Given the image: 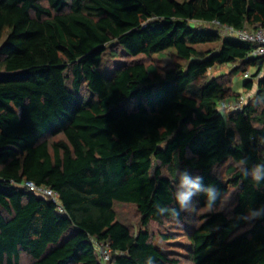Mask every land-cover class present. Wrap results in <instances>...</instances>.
<instances>
[{
  "label": "trees",
  "instance_id": "1",
  "mask_svg": "<svg viewBox=\"0 0 264 264\" xmlns=\"http://www.w3.org/2000/svg\"><path fill=\"white\" fill-rule=\"evenodd\" d=\"M46 1L0 0V264H101L96 242L111 264H264V176L251 175L264 168V56L219 30L264 27V0ZM167 49L184 63L124 59ZM229 63L253 68L242 85L255 91L224 113L230 79L207 71ZM228 160L239 168L223 181ZM115 203L135 206V232ZM170 221L183 254L153 242L173 238Z\"/></svg>",
  "mask_w": 264,
  "mask_h": 264
},
{
  "label": "rangeland",
  "instance_id": "2",
  "mask_svg": "<svg viewBox=\"0 0 264 264\" xmlns=\"http://www.w3.org/2000/svg\"><path fill=\"white\" fill-rule=\"evenodd\" d=\"M40 2L44 5H47L46 0H40ZM219 30L221 31L222 35H225L223 28H220ZM209 46L210 45H202L199 47L205 48ZM215 46H217V44H215ZM112 58L113 57L111 55L105 54L103 61L104 65H111ZM124 59L141 60L146 65H151L154 68H156L158 72H161L165 68L171 67L174 63H184V61H182L176 56L175 51L173 49H167L160 54H153L149 57L139 55L134 58L124 57ZM236 64L237 63L223 64L212 67L207 71V77L214 75H219V76L223 75L227 79H230L231 87L235 95H233L227 100L229 106L222 109L224 113L229 112V110L233 109V107H240L242 104L245 103V101L248 98H250L253 95L255 91V86L251 90L245 89L243 87L242 85L243 74L241 72H238L237 74L232 73V69L235 67ZM251 73H253V68L248 69V75H250ZM230 167H235L236 169H238L239 165L232 163L231 160H228L223 164L216 166L214 168V171L220 177L221 180L225 181L228 177H231L233 175V172H229ZM179 187L181 193H189L190 191L189 187H187V185L185 184H181ZM234 197H235V190L234 188H231L228 194L225 197H223L222 201L220 202V205L216 207V209L223 210L225 212L229 211L234 203ZM114 208L117 217L122 222L126 223L131 228V230H133V232H135L139 228L140 214L136 210L134 205L126 204V203L125 204L115 203ZM212 209L213 208H209V207H205L201 209L194 207L192 213L195 217H197L199 214L208 212L209 210L211 211ZM177 223L178 222L176 221H170L165 224L166 229H169L168 231H174L173 238L165 241L160 239V237L156 236L153 238V242L162 249H170L176 252L177 254H183L185 237L183 236V230L180 228L179 224ZM20 264H30L28 257L23 255Z\"/></svg>",
  "mask_w": 264,
  "mask_h": 264
},
{
  "label": "built area",
  "instance_id": "3",
  "mask_svg": "<svg viewBox=\"0 0 264 264\" xmlns=\"http://www.w3.org/2000/svg\"><path fill=\"white\" fill-rule=\"evenodd\" d=\"M222 28L226 36L233 37L244 42L255 43L256 47L252 50L250 54L251 56H264V27L246 29L234 28L233 26L223 25ZM243 76L247 77L248 72L244 73ZM228 106L229 104L227 103V101H222L220 103L219 109L222 110L223 108H226ZM20 186L29 189L30 191L39 196L50 198L54 202L57 201L58 194L45 185H37L33 181H26L24 183H21ZM94 251L96 258L101 264H111V251L109 248L96 242L94 243Z\"/></svg>",
  "mask_w": 264,
  "mask_h": 264
},
{
  "label": "clouds",
  "instance_id": "4",
  "mask_svg": "<svg viewBox=\"0 0 264 264\" xmlns=\"http://www.w3.org/2000/svg\"><path fill=\"white\" fill-rule=\"evenodd\" d=\"M241 163H245V161H241ZM251 175H252V179L254 181H257L258 182L262 178V176H264V168H262L261 165H256L254 167V169L252 170ZM188 183L189 182H188L187 178L185 177L183 179V184L187 185ZM190 194L191 193H183V194L180 195L179 199H180V202H181L182 205H183L184 201L187 200V198H188V196Z\"/></svg>",
  "mask_w": 264,
  "mask_h": 264
}]
</instances>
